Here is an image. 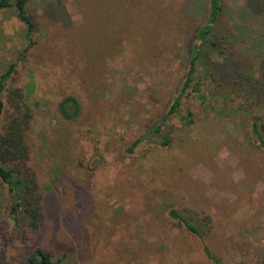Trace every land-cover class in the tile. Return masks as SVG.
I'll list each match as a JSON object with an SVG mask.
<instances>
[{
  "label": "rangeland",
  "instance_id": "obj_1",
  "mask_svg": "<svg viewBox=\"0 0 264 264\" xmlns=\"http://www.w3.org/2000/svg\"><path fill=\"white\" fill-rule=\"evenodd\" d=\"M209 2L28 0L37 26L27 52L26 24L0 9V77L15 64L7 88L33 111L27 142L46 213L37 244L60 264H215L204 244L224 264H264V148L253 129L264 99L233 84L214 92L205 58L220 56L207 50L195 79L203 98L189 88L167 116ZM225 2L232 33L248 13L235 50L252 60L264 0ZM248 71L259 78L257 64ZM9 202L0 180V264H27Z\"/></svg>",
  "mask_w": 264,
  "mask_h": 264
},
{
  "label": "trees",
  "instance_id": "obj_2",
  "mask_svg": "<svg viewBox=\"0 0 264 264\" xmlns=\"http://www.w3.org/2000/svg\"><path fill=\"white\" fill-rule=\"evenodd\" d=\"M28 0H0V9H12L19 20L26 24L27 52L32 44V34L36 29V23L32 15L27 10ZM225 0H210L207 12L206 23L199 29L192 50L189 54V69L187 78L180 90L167 116L178 112L182 97L189 88L203 98L199 83L196 82L198 59L209 50L210 55L217 53L220 59L210 60L206 55L207 70L215 82L214 92H225L224 88L233 84L249 91L254 100L264 99V34L255 37L252 43L254 59L244 57L236 52L235 48L240 44L241 39L246 41L248 32L243 23L248 18V13H243V23L237 27L236 32H231L223 19L227 11ZM252 12L254 8H250ZM243 26V27H242ZM260 52L258 53V51ZM263 52V53H262ZM258 65L260 70L259 78L253 76L248 71L254 65ZM15 69L12 64L8 71L0 77V180L6 185L10 198L9 215L14 220L16 231L21 235L24 242L30 245V254L26 259L27 264H60L62 259L55 258L52 251L43 248L38 243L42 225L46 218L44 194L40 188V182L36 171L32 170L31 147L27 142V133L32 125L33 111L27 104L24 91L19 87L7 88V82L11 78ZM71 100L69 108L76 106V99ZM68 106V105H67ZM64 107V106H63ZM259 119V116H258ZM254 134L257 140L256 145L264 148V121L257 122L254 119ZM190 122L191 119L186 118ZM158 133L160 126L151 130ZM143 134L130 146L133 151L139 142L147 136ZM170 143L168 136L160 139V144L167 146ZM171 214L179 218L184 228L203 238L202 231L196 224L178 211H171ZM205 253L215 264H224L215 257L207 245H203Z\"/></svg>",
  "mask_w": 264,
  "mask_h": 264
}]
</instances>
